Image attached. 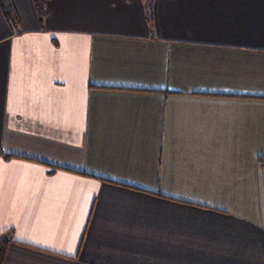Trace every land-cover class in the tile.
I'll list each match as a JSON object with an SVG mask.
<instances>
[{
	"label": "crops",
	"instance_id": "1",
	"mask_svg": "<svg viewBox=\"0 0 264 264\" xmlns=\"http://www.w3.org/2000/svg\"><path fill=\"white\" fill-rule=\"evenodd\" d=\"M12 3L2 264H264V0Z\"/></svg>",
	"mask_w": 264,
	"mask_h": 264
},
{
	"label": "trees",
	"instance_id": "2",
	"mask_svg": "<svg viewBox=\"0 0 264 264\" xmlns=\"http://www.w3.org/2000/svg\"><path fill=\"white\" fill-rule=\"evenodd\" d=\"M151 1L152 0H145L146 3V16H147V20L148 23L151 27V23H152V15H151ZM34 4L38 13V17L40 19V22L43 21L46 12H45V8H44V0H34ZM0 8L2 10V13L5 17V19L7 20V22L10 24L11 27H16L18 24V17L16 14V11L14 9L12 0H0ZM260 162L262 164H264V157H260ZM7 244H8V240L7 238H3L0 236V264L3 263L4 258L6 256V251H7Z\"/></svg>",
	"mask_w": 264,
	"mask_h": 264
},
{
	"label": "rangeland",
	"instance_id": "3",
	"mask_svg": "<svg viewBox=\"0 0 264 264\" xmlns=\"http://www.w3.org/2000/svg\"><path fill=\"white\" fill-rule=\"evenodd\" d=\"M1 237H3V238H7V236L6 235H1ZM7 240H8V242H9V238H7ZM7 246H8V244H7ZM7 252V251H6ZM5 259V258H4Z\"/></svg>",
	"mask_w": 264,
	"mask_h": 264
}]
</instances>
